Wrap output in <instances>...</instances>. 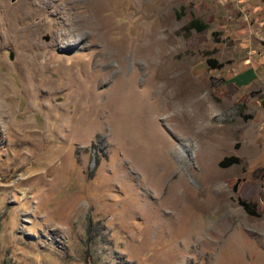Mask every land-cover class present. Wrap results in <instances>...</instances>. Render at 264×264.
Listing matches in <instances>:
<instances>
[{"label":"rangeland","instance_id":"rangeland-1","mask_svg":"<svg viewBox=\"0 0 264 264\" xmlns=\"http://www.w3.org/2000/svg\"><path fill=\"white\" fill-rule=\"evenodd\" d=\"M93 1L0 0V264H264V0Z\"/></svg>","mask_w":264,"mask_h":264},{"label":"bare ground","instance_id":"bare-ground-1","mask_svg":"<svg viewBox=\"0 0 264 264\" xmlns=\"http://www.w3.org/2000/svg\"><path fill=\"white\" fill-rule=\"evenodd\" d=\"M105 2L106 0H97V1L88 3L85 7V11H84L85 14L82 16V18L91 20L94 23L96 18H100L101 12L103 10V5L105 4ZM27 8L29 11L32 9L34 10L36 9L33 5H27ZM26 16H27V12L25 9L18 10L16 13H14L10 10V8L7 7V5L0 2V18H1L0 20V47L5 44L13 45V46L16 45L22 49L24 54L26 53L29 56L31 47L34 45V42H33L34 38L37 41L39 40V38H37L36 32L34 33V31L31 28H25V29L18 28V24ZM104 28L105 27H101L100 29H98V33H102V30ZM23 39H24V42H21V40ZM76 43H77L76 41L70 42V44H76ZM115 46L117 48L116 49L117 52H123L122 44L121 45L120 44L116 45L113 43L109 44L110 49L115 48ZM33 57H31L30 60L28 59L29 57L28 58L24 57L23 60H21V63H18L17 67L19 68L20 71L24 72L25 74L34 72L36 76H38L40 72L38 57H35L36 59ZM36 78H33V79L35 80ZM36 80H35L34 86L36 85ZM3 91H4L3 87L0 85V99H2L1 97L3 96Z\"/></svg>","mask_w":264,"mask_h":264},{"label":"trees","instance_id":"trees-1","mask_svg":"<svg viewBox=\"0 0 264 264\" xmlns=\"http://www.w3.org/2000/svg\"><path fill=\"white\" fill-rule=\"evenodd\" d=\"M203 26V24L197 20V19H193L187 27L189 28H196V29H201ZM208 64L212 67H215L216 65V62L214 60H208L207 61ZM235 162H238V158L237 157H229L227 159H223V160H220L219 161V165L222 166V167H225L227 166L228 164H232V163H235ZM239 201V204L244 208V210L251 214V215H257V212H256V209H255V204L254 203H250V202H247L243 199H238Z\"/></svg>","mask_w":264,"mask_h":264}]
</instances>
